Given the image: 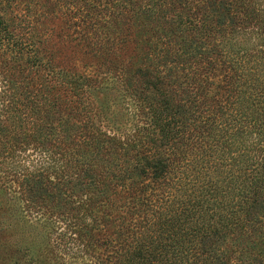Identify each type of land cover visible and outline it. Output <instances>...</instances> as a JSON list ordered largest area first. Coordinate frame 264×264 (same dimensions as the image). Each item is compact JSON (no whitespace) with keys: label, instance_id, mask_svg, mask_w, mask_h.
<instances>
[{"label":"trees","instance_id":"16d2710c","mask_svg":"<svg viewBox=\"0 0 264 264\" xmlns=\"http://www.w3.org/2000/svg\"><path fill=\"white\" fill-rule=\"evenodd\" d=\"M0 195L14 264H264V0H0Z\"/></svg>","mask_w":264,"mask_h":264},{"label":"rangeland","instance_id":"374dc122","mask_svg":"<svg viewBox=\"0 0 264 264\" xmlns=\"http://www.w3.org/2000/svg\"><path fill=\"white\" fill-rule=\"evenodd\" d=\"M13 210L6 198L0 195V262L4 259L6 264L20 261L23 246H31L36 250L38 243L33 239L34 234L28 224L21 220L16 221Z\"/></svg>","mask_w":264,"mask_h":264}]
</instances>
